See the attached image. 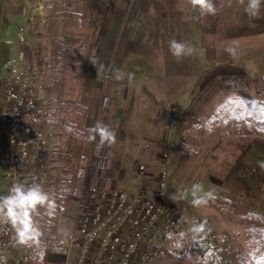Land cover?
Wrapping results in <instances>:
<instances>
[{
  "label": "rangeland",
  "instance_id": "1",
  "mask_svg": "<svg viewBox=\"0 0 264 264\" xmlns=\"http://www.w3.org/2000/svg\"><path fill=\"white\" fill-rule=\"evenodd\" d=\"M218 1L217 19L212 23L191 6L190 0H177L175 10L164 14L161 0L89 1L87 17L95 29L89 45L93 54L84 62L87 51L79 38H74L69 46L76 52L67 70L64 106L67 123L73 124L75 132L53 129L51 139L57 149L53 176L69 170L71 142L76 137L88 139L97 122L114 130L116 141L101 145L97 137L84 143L86 161L82 164L84 178L78 184L79 194L59 214L55 234L66 240L65 236L77 229L85 202L82 192L93 182L104 183L106 189L123 188L129 192L141 186L152 194L160 172L167 166L173 171L169 190L183 182L187 197L186 203L177 208L184 217L179 232L190 228L195 219L212 242L223 234L239 243L245 239L242 225L234 220L242 212L241 206L219 197L230 195L223 179L226 167L238 155L241 137L228 127H210L205 119L227 96L264 99V4L259 17L250 18L239 0ZM1 6L2 0L0 11ZM35 39L31 49L36 59L48 56L46 32L45 45ZM173 39L190 45L193 53L178 60L169 51V41ZM233 44L237 47L236 56L225 51ZM37 48L41 55H37ZM40 66L47 71L45 65ZM114 69L131 75L116 80ZM47 78L48 71L45 83ZM90 87L103 88L99 93V97L103 96L101 106L96 99L89 100L91 112L85 126L92 130L84 127L81 118L82 111L86 112L81 90ZM89 96L94 98L95 93L90 92ZM49 128L43 125V129ZM2 145L0 130V152ZM59 152L68 156L59 159ZM139 166H143L142 174ZM194 184L203 186L200 195L209 194L201 205L192 204ZM239 199L242 206L264 209V186L260 198ZM167 203L169 217L175 209L171 202ZM39 243L43 247L48 244ZM61 252L57 253L61 256H51V264H62ZM166 263L158 246L152 264Z\"/></svg>",
  "mask_w": 264,
  "mask_h": 264
},
{
  "label": "built area",
  "instance_id": "2",
  "mask_svg": "<svg viewBox=\"0 0 264 264\" xmlns=\"http://www.w3.org/2000/svg\"><path fill=\"white\" fill-rule=\"evenodd\" d=\"M9 1L17 6L21 22L13 40V58L0 77L3 195L9 193L13 184L23 183L40 185L48 196L54 180L52 155L57 149L51 134L55 128L43 129L50 114L47 71L38 64L31 49L35 37L45 45L48 0ZM138 170L142 174L143 166ZM172 175L173 171L165 166L152 194L141 186L133 192L86 187L79 226L65 236L62 264H152L160 243L178 233L183 224L182 211L177 208L186 203L187 197L183 182H177L176 188L169 190ZM168 201L175 211L165 217ZM40 208L33 213V219ZM30 254L31 249L18 242L11 225L0 222V258L6 264H30Z\"/></svg>",
  "mask_w": 264,
  "mask_h": 264
},
{
  "label": "trees",
  "instance_id": "3",
  "mask_svg": "<svg viewBox=\"0 0 264 264\" xmlns=\"http://www.w3.org/2000/svg\"><path fill=\"white\" fill-rule=\"evenodd\" d=\"M90 0H48L46 5L45 32L50 49L49 55L39 58L38 64L45 65L48 71V99L50 103L49 118L44 124L61 128L66 133L74 134L73 124L67 123L65 108V87L69 77L70 64L76 50L70 49L74 38L81 39V46L86 48L84 62L93 54L89 45L94 35V25L87 17ZM218 9V0H213ZM177 0H161L162 13L174 11ZM214 15H205L206 21L214 22ZM216 32V28L213 27ZM38 51V48H37ZM39 51L37 52V55ZM44 60V61H43ZM73 63V61H72ZM83 69V68H82ZM84 113V114H83ZM85 110L81 118H84ZM66 122V124H65ZM212 126L228 127L241 137L237 145L238 155L232 164L225 169L223 185L229 196L219 197L228 204L241 206L242 212L235 215V221L242 225L246 234L241 243L229 234L218 236L216 242L208 239L205 229L198 220L192 219L191 227L170 235L159 245V251L165 255L166 264H264V209L251 205H241L239 198L246 201L262 196L264 186V170L260 162L264 161V99L227 96L216 106L205 119ZM90 134L89 130H83ZM198 140V139H197ZM89 138H78L70 144L69 156L59 152L58 158L69 157L70 168L61 175L54 177L48 189V198L54 207L49 211L41 207L34 216V222L39 228V236L24 246L31 249L30 264H45L48 249L60 252L66 247V240L55 234L56 221L59 214L73 196H78V184L84 178L82 164L86 159L82 153L84 143ZM189 142V141H187ZM190 143V142H189ZM191 145V143H190ZM186 149L189 145L185 146ZM54 155H52V158ZM52 163H55L52 160ZM168 203L165 211L167 217ZM44 241L47 246L40 245Z\"/></svg>",
  "mask_w": 264,
  "mask_h": 264
},
{
  "label": "clouds",
  "instance_id": "4",
  "mask_svg": "<svg viewBox=\"0 0 264 264\" xmlns=\"http://www.w3.org/2000/svg\"><path fill=\"white\" fill-rule=\"evenodd\" d=\"M190 3L194 9L199 10L201 15H214L217 10L213 0H190ZM239 3L244 5V12L250 18H258L264 0H247L246 4L245 0H239ZM168 46L171 54L178 60L190 56L194 51L187 43L175 39L170 40ZM225 51L232 56L237 55V47L234 44L226 47ZM125 75L130 76L131 74H126L120 69L113 70V78L116 80L124 79ZM92 131L94 134L89 137V140H96L98 137L101 145L116 141V132L102 122H97ZM259 166L264 170V161H261ZM202 192L201 184L192 185L193 205H201L206 202L205 197L209 194L200 195ZM38 207H46L49 211L54 207L52 201L38 184L27 186L23 183H16L11 186L7 195H0V222L11 225L20 244H28L40 234L39 228L33 220V213ZM0 264H6V261L0 258Z\"/></svg>",
  "mask_w": 264,
  "mask_h": 264
},
{
  "label": "crops",
  "instance_id": "5",
  "mask_svg": "<svg viewBox=\"0 0 264 264\" xmlns=\"http://www.w3.org/2000/svg\"><path fill=\"white\" fill-rule=\"evenodd\" d=\"M21 22V18L18 14V8L16 5H14L12 2H10L9 0H2V6H1V11H0V77L4 76L11 59L13 58V54L15 51V45L13 43L14 40V36H15V32H16V28L19 25V23ZM2 45H5V48H2ZM30 55H32L30 53ZM102 87L99 88H94V87H90V90H87V88L81 90V96L85 101V105H86V112L84 115V127L92 130V127H88L85 126V124H87L88 122V116H89V112L91 107H90V101L92 99L96 101L97 104H99V106L102 105V102L100 101L103 96H100V92L102 91ZM93 92L95 93V96L93 98V96H89V93ZM47 97H48V88H47ZM89 97V98H88ZM0 130L2 131V138H3V145L1 148V152H0V158L3 156V150H4V129H3V125L0 123ZM0 178H1V183H0V195L4 194V189H5V182L2 179L1 176V170H0ZM96 180V178L94 179V181ZM94 183V186H100V187H106V185L104 183ZM85 191V190H84ZM84 191L82 193H84ZM61 252V251H60ZM60 252H54V251H48L47 255H46V260L45 263L47 264H51L50 262V258L51 256H61L57 253ZM63 253V251L61 252Z\"/></svg>",
  "mask_w": 264,
  "mask_h": 264
}]
</instances>
